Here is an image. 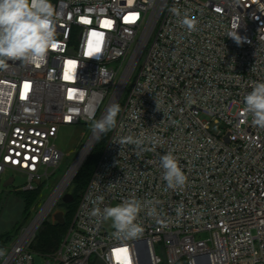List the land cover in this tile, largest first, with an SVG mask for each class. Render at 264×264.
<instances>
[{
    "label": "built area",
    "instance_id": "built-area-1",
    "mask_svg": "<svg viewBox=\"0 0 264 264\" xmlns=\"http://www.w3.org/2000/svg\"><path fill=\"white\" fill-rule=\"evenodd\" d=\"M50 2L55 47L45 61L0 69V181L13 171L37 188L64 157L61 127L93 124L113 104L120 112L43 264H264V128L243 111L264 82V0ZM172 7L197 30L182 28ZM129 136L141 143H119ZM168 153L186 177L175 189L160 166ZM132 198L145 205L143 231L118 235L103 209ZM33 222L0 245V264H35Z\"/></svg>",
    "mask_w": 264,
    "mask_h": 264
},
{
    "label": "clouds",
    "instance_id": "clouds-1",
    "mask_svg": "<svg viewBox=\"0 0 264 264\" xmlns=\"http://www.w3.org/2000/svg\"><path fill=\"white\" fill-rule=\"evenodd\" d=\"M169 11L178 18L182 28L189 32L197 30L198 22L189 11L185 10L181 14L180 9L176 7ZM54 15L55 10L50 0H0V69L6 68V61L9 60H19L33 65L42 64L55 42ZM231 37L235 38L238 44L241 43L239 36ZM244 104L243 111L246 116H252V124L264 128V82L253 85L252 91L244 97ZM119 112L118 104L111 105L106 114L93 123V129L100 132L113 129ZM119 143L139 145L141 140L129 136ZM160 166L163 169V179L169 188L175 189L184 185L186 177L171 153L160 158ZM144 206L135 198L128 199L116 206L105 207L103 218L112 221L116 234L134 237L143 231L141 225L136 223V219ZM148 214L154 215L155 208L149 209ZM2 254L0 252V255Z\"/></svg>",
    "mask_w": 264,
    "mask_h": 264
},
{
    "label": "rangeland",
    "instance_id": "rangeland-1",
    "mask_svg": "<svg viewBox=\"0 0 264 264\" xmlns=\"http://www.w3.org/2000/svg\"><path fill=\"white\" fill-rule=\"evenodd\" d=\"M126 97H127V92L124 94L122 98V102L126 100ZM105 105L103 106V108L105 107ZM211 129L213 132H217L218 126L213 125ZM93 132H94L93 124H90L85 127L81 125V126H63L60 128L58 136L55 139L54 143L58 147V149L63 153L64 157L61 161L60 166L57 169L55 170L50 169L48 172L49 176L43 177V180L39 185L40 188L38 189L37 198L33 203V206L27 210H26L25 202L19 193L25 191V187L29 184V178L24 174L13 171H7L2 175L0 181V193H7L8 198L3 206L2 214L0 216V236L1 235L6 236L10 234V240L8 241V243H5L1 246H7L6 244H9L14 239H17L19 237L20 235V230L18 232L19 226H23V225L27 226L32 221H35V219L38 217V215L45 207V205L48 203V201L51 199V197L59 190L60 186L62 185L64 179L67 177L71 168L78 161L81 155L85 152L86 146L89 143ZM98 140L99 138L96 140L91 151L93 150L94 146L98 143ZM91 151L87 155L86 159L90 155ZM76 175L71 179L69 184L61 192L59 200L55 203L49 214L43 219L37 234H40V232L46 225L54 222L52 219V215L55 212L63 211V210L66 212V207H60V204L62 203V198L67 194V192H69L70 187L73 185V181ZM12 177L15 179L14 183L9 187H5V183L8 180H10ZM35 185L38 186L37 184ZM84 191L80 193L79 195L80 198L82 197ZM37 240L38 239H36V241L33 242V245L36 244ZM32 251L34 253V263L43 264L44 263L43 255L45 254L36 252L34 250ZM57 251L50 253L49 255H53ZM157 254L162 258L163 262H166L167 260L166 253L161 250L160 246L157 247Z\"/></svg>",
    "mask_w": 264,
    "mask_h": 264
},
{
    "label": "trees",
    "instance_id": "trees-1",
    "mask_svg": "<svg viewBox=\"0 0 264 264\" xmlns=\"http://www.w3.org/2000/svg\"><path fill=\"white\" fill-rule=\"evenodd\" d=\"M88 125H83V127ZM110 130L107 132H103L98 140V143L94 146L93 150L91 151L90 155L78 171L76 177L74 178L73 185L70 187L71 194L73 195V202L70 204H64L61 203V207H66V212H64V220L65 224L61 225L59 223H49L46 225L40 234H36L37 242L36 244L32 245V250L44 253V254H50L58 250L61 242L63 241V238L67 232L68 227L70 226L73 215L76 212L77 206L80 201V193L85 190L87 187L95 168L98 164V161L101 157L102 150L104 149V146L109 138ZM37 187L32 190H25L24 192H20L19 194L22 196V199L25 202L26 210L33 206V203L35 202L37 195H38V189ZM8 196L7 193H0V216L2 214L3 206L7 200ZM79 198V199H78ZM66 216V219H65ZM73 217V218H72ZM70 219V220H68ZM23 226L18 227V232L21 230ZM39 231V230H38ZM38 237V238H37ZM10 240V234L8 235H1L0 236V245H3L5 243H8Z\"/></svg>",
    "mask_w": 264,
    "mask_h": 264
},
{
    "label": "bare ground",
    "instance_id": "bare-ground-1",
    "mask_svg": "<svg viewBox=\"0 0 264 264\" xmlns=\"http://www.w3.org/2000/svg\"><path fill=\"white\" fill-rule=\"evenodd\" d=\"M98 132L99 131L96 130V132L92 135L89 143L86 146L85 152L81 155V157L78 159V161L71 168V170L69 171L67 177L64 179L62 185L60 186L59 190L51 197V199L48 201V203L42 209V211L40 212L38 217L35 219V221L33 222L34 227H38L42 223L43 219L49 214V212L52 210V208L55 205V203L59 200L61 192L69 184V182L71 181L73 175L75 174V172L79 168V165L83 161L86 153L88 152V150L90 149V147L92 146L94 141L96 140V138L98 136Z\"/></svg>",
    "mask_w": 264,
    "mask_h": 264
},
{
    "label": "water",
    "instance_id": "water-1",
    "mask_svg": "<svg viewBox=\"0 0 264 264\" xmlns=\"http://www.w3.org/2000/svg\"><path fill=\"white\" fill-rule=\"evenodd\" d=\"M97 140V138H96ZM96 140L94 141V143L92 144V146L90 147V149L88 150V152L86 153L83 161L81 162V164L79 165V168L77 169V171L75 172V174L73 175V177L78 173L79 169L82 167L83 163L85 162V159L87 157V155L89 154V152L91 151L93 145L95 144ZM72 177V178H73ZM14 183L13 179L8 180L5 183V187H9ZM35 183L39 186L40 185V181L36 180ZM74 200L73 195L71 194V191L69 190V192H67V194L62 198V203L64 204H70L72 203ZM52 219L54 221V223H59L61 225L65 224V220H64V212L63 211H57L52 215Z\"/></svg>",
    "mask_w": 264,
    "mask_h": 264
},
{
    "label": "snow or ice",
    "instance_id": "snow-or-ice-1",
    "mask_svg": "<svg viewBox=\"0 0 264 264\" xmlns=\"http://www.w3.org/2000/svg\"><path fill=\"white\" fill-rule=\"evenodd\" d=\"M53 47H55V45H53ZM25 87H27V85H25Z\"/></svg>",
    "mask_w": 264,
    "mask_h": 264
},
{
    "label": "flooded vegetation",
    "instance_id": "flooded-vegetation-1",
    "mask_svg": "<svg viewBox=\"0 0 264 264\" xmlns=\"http://www.w3.org/2000/svg\"><path fill=\"white\" fill-rule=\"evenodd\" d=\"M61 207V206H60Z\"/></svg>",
    "mask_w": 264,
    "mask_h": 264
}]
</instances>
